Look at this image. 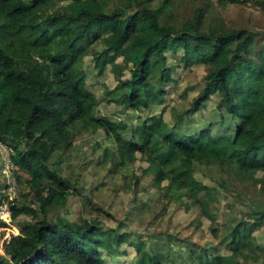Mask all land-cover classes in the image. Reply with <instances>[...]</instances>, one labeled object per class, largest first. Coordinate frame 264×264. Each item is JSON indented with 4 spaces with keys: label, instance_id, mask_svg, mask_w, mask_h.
I'll use <instances>...</instances> for the list:
<instances>
[{
    "label": "trees",
    "instance_id": "1",
    "mask_svg": "<svg viewBox=\"0 0 264 264\" xmlns=\"http://www.w3.org/2000/svg\"><path fill=\"white\" fill-rule=\"evenodd\" d=\"M199 1L181 21L176 0H0V141L12 148L11 160L29 176L26 184L35 198V205L11 200V220L21 214L30 219L16 223L18 233L4 240L0 264H110L125 253L120 247L126 237L118 229L63 214L76 187L56 164L73 144L75 124L87 122L92 131L115 137L120 157L129 144L149 162L157 184L167 181L165 193L198 205L211 226L213 191L194 177L198 166L217 167L224 180L264 187V34L214 21L213 8ZM255 1L264 12V0ZM167 52L180 54L185 67L204 66L203 87L191 106L220 96L231 121L224 133L182 135L162 116H151L125 141L118 131L125 125L95 115L98 100L87 86L85 57L93 59L98 74L116 62L110 94L138 109L153 94L151 87L159 93L177 69L168 65ZM121 54L129 56L122 64L116 61ZM226 215L221 243L229 253L202 250L189 264H264V238L252 232L263 226L264 203ZM211 230L218 235L217 228ZM97 232L103 239L94 248L89 242ZM114 237L115 247L109 246ZM135 247L132 264L169 260L155 244L149 250L140 242Z\"/></svg>",
    "mask_w": 264,
    "mask_h": 264
},
{
    "label": "rangeland",
    "instance_id": "2",
    "mask_svg": "<svg viewBox=\"0 0 264 264\" xmlns=\"http://www.w3.org/2000/svg\"><path fill=\"white\" fill-rule=\"evenodd\" d=\"M205 1L213 8L214 21H222L228 27L250 28L264 34V12L255 0ZM176 4V17L182 21L192 13L194 7L200 5V1L176 0ZM166 54L168 65H178L177 69L172 71L171 80L160 88L159 93H154L158 90L156 85L151 87L153 94L145 99V104H139L138 109L118 103L115 101L116 96L110 94L117 82L116 62L106 64L98 74L93 59L85 57L83 66L87 86L98 100L95 115L125 125V128L118 129L125 141L132 137L137 126L151 116H162L169 128H174L176 133L182 135L204 129H210L213 134L224 133L231 121L222 107L220 96L211 95L196 109L191 106L192 100L203 87L204 66L193 64L185 67L177 59L180 54L177 57L169 52ZM126 58L129 56L121 54L116 61L122 64L121 61ZM123 69L122 77H127L128 71L125 67ZM229 87H233V82ZM185 110L188 111L184 113ZM71 130L73 144L61 153L56 164L61 175L69 177L76 187V192L68 198V210L63 214L71 220H76L79 215L95 218L103 222L105 228H115L125 234L126 239L120 247L125 253L114 256L113 260L108 261L110 264H132L136 259L137 242L146 250L155 244L165 256L170 255L166 264H189L202 250L228 254L229 251L221 243L228 227L223 226V218H228L227 212L245 213L250 204L264 203V187L259 184L254 186L251 180L244 183L226 181L217 167L200 165L193 174L213 191L209 210L216 223L211 226L213 224L210 219L191 200L167 195V181L157 184L154 173L148 170L149 162L139 152L132 153L129 144L123 145L125 155L120 157L116 138L104 133L102 129L92 131L87 122H83L73 125ZM19 169L11 170L13 178L10 181L15 180V183L9 200L35 205V198L26 184L29 176ZM2 170L4 167L0 158V205L4 206L2 203L7 204V201L3 197L8 195L10 189L9 186L4 188L7 183ZM76 178L78 181L74 183ZM201 196L204 193H200ZM29 219L24 214L16 221L10 217L6 220L0 217V254H4V240L18 233L16 223ZM212 227L218 229L217 236L213 234ZM252 232L258 237L257 240H262L264 223L263 226H255ZM94 238L89 244L95 248L103 238L98 232ZM116 241L115 237L110 238L109 246Z\"/></svg>",
    "mask_w": 264,
    "mask_h": 264
},
{
    "label": "built area",
    "instance_id": "3",
    "mask_svg": "<svg viewBox=\"0 0 264 264\" xmlns=\"http://www.w3.org/2000/svg\"><path fill=\"white\" fill-rule=\"evenodd\" d=\"M12 153H13L12 148L8 144L2 143L0 141V158H1V161H2L3 167H4V170H2V171H3V176L6 179V183H7V185H4V186L6 188L9 186V189H10V191L8 192V195L3 197L7 201V204H9V205H7L6 203H2L4 206L0 205V217H2L4 220L8 219L11 215L10 208H9L10 207L9 201H11V200H9V197L12 193L11 191L12 190L14 191L13 185L15 183V180L10 181V178H13L11 175V170L12 169H15V170L18 169V167L15 166L13 164V161L11 160V154ZM5 169H7V170H5ZM19 171H20V169H19Z\"/></svg>",
    "mask_w": 264,
    "mask_h": 264
}]
</instances>
